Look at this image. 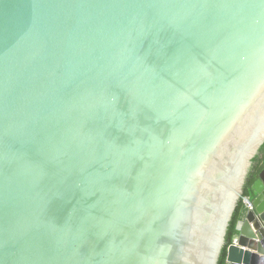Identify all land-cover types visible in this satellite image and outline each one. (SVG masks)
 Returning <instances> with one entry per match:
<instances>
[{"label":"water","instance_id":"obj_1","mask_svg":"<svg viewBox=\"0 0 264 264\" xmlns=\"http://www.w3.org/2000/svg\"><path fill=\"white\" fill-rule=\"evenodd\" d=\"M263 145L264 0H0V264H264Z\"/></svg>","mask_w":264,"mask_h":264},{"label":"trees","instance_id":"obj_2","mask_svg":"<svg viewBox=\"0 0 264 264\" xmlns=\"http://www.w3.org/2000/svg\"><path fill=\"white\" fill-rule=\"evenodd\" d=\"M264 168V145L260 149L259 154L253 159V165L248 175L245 187H244V197L249 196L253 185L257 181L259 173ZM246 211V205L242 200H240L237 209L233 215L230 227L228 230L226 238V247L224 248L219 264H227V249L233 243L234 236L237 234L236 226L237 223L243 218Z\"/></svg>","mask_w":264,"mask_h":264},{"label":"bare ground","instance_id":"obj_3","mask_svg":"<svg viewBox=\"0 0 264 264\" xmlns=\"http://www.w3.org/2000/svg\"><path fill=\"white\" fill-rule=\"evenodd\" d=\"M232 258H233V259H235V258H236V254H235V252H234V251L232 252Z\"/></svg>","mask_w":264,"mask_h":264}]
</instances>
